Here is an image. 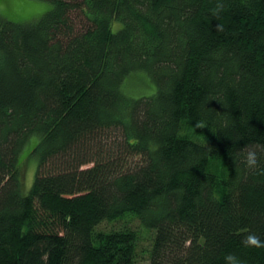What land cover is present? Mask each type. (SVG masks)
Returning a JSON list of instances; mask_svg holds the SVG:
<instances>
[{"label": "trees", "instance_id": "trees-1", "mask_svg": "<svg viewBox=\"0 0 264 264\" xmlns=\"http://www.w3.org/2000/svg\"><path fill=\"white\" fill-rule=\"evenodd\" d=\"M44 1L0 17V264H134L126 217L149 264H264V0Z\"/></svg>", "mask_w": 264, "mask_h": 264}, {"label": "rangeland", "instance_id": "rangeland-1", "mask_svg": "<svg viewBox=\"0 0 264 264\" xmlns=\"http://www.w3.org/2000/svg\"><path fill=\"white\" fill-rule=\"evenodd\" d=\"M50 8V4L44 0H0V17H5L13 22H24L37 19ZM123 92L131 98L150 97L155 93V86L144 73L133 74L123 84ZM36 143L31 139L22 149L19 161L23 173V187L21 192L27 195L30 191L36 176L37 161L30 153ZM127 224L138 231L139 241L136 248V259L134 264H149L150 250L154 233L146 231L139 226L134 217H126L115 223H104L98 229L108 232L121 228Z\"/></svg>", "mask_w": 264, "mask_h": 264}, {"label": "clouds", "instance_id": "clouds-1", "mask_svg": "<svg viewBox=\"0 0 264 264\" xmlns=\"http://www.w3.org/2000/svg\"><path fill=\"white\" fill-rule=\"evenodd\" d=\"M244 163L249 167H256L258 164L257 153L253 150H249L244 156ZM245 247L249 248H264V239H261L259 235L254 232H249L242 241ZM225 264H244L241 257L234 253H228L224 256Z\"/></svg>", "mask_w": 264, "mask_h": 264}]
</instances>
